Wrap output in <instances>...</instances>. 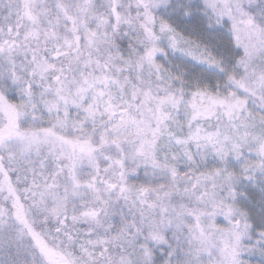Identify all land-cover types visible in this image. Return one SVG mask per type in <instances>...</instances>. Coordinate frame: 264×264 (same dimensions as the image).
Segmentation results:
<instances>
[{
  "label": "snow or ice",
  "instance_id": "snow-or-ice-1",
  "mask_svg": "<svg viewBox=\"0 0 264 264\" xmlns=\"http://www.w3.org/2000/svg\"><path fill=\"white\" fill-rule=\"evenodd\" d=\"M0 264H264V0H0Z\"/></svg>",
  "mask_w": 264,
  "mask_h": 264
}]
</instances>
